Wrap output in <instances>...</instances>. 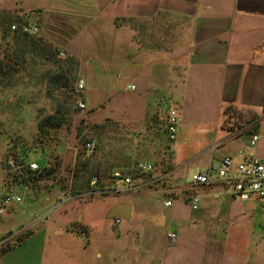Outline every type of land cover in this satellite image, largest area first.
I'll return each instance as SVG.
<instances>
[{
  "label": "crops",
  "instance_id": "obj_1",
  "mask_svg": "<svg viewBox=\"0 0 264 264\" xmlns=\"http://www.w3.org/2000/svg\"><path fill=\"white\" fill-rule=\"evenodd\" d=\"M22 1L16 2L23 3L21 9L16 6L11 11H17V15L23 11L24 20L29 13L32 15L30 22L38 26V33L50 39L59 55L64 52L76 62L80 79L85 87L90 86L91 92L130 100L132 106L126 107L132 111L130 115L137 114L134 106L141 103L142 109L151 113L177 107L179 122L182 119L186 124L202 123V139L185 136L190 147L196 148L187 160L198 163L193 173L205 171L224 155L240 161L239 152L248 147L253 132L258 134L259 142L264 141V134L259 135L264 121V0ZM1 32L0 41L8 43L12 35L3 37ZM169 100L176 101L175 105H166ZM228 106L256 115V130H248L247 125L222 127L223 111ZM194 110L199 111V117H194ZM211 123L214 127H210ZM254 148L248 154L264 158V144L260 155L252 151ZM3 153L4 146L0 144V171ZM3 178L0 174V200L7 193ZM40 182L30 185L26 194L32 195L31 200L25 197L23 205L13 204L0 214V246L24 229L32 232L20 245L7 253L0 252V264H82L78 251L61 249L60 239L73 234L72 228L38 224L37 219L56 206L62 189L46 191L48 201L55 200L56 204L34 222L20 225V214L43 208L37 202V197L42 196L37 194L36 185ZM14 186L20 194L26 192L24 184L16 182ZM183 186L188 188V202H181L188 205L186 217L179 221L176 232L170 231L175 240L168 247L167 256L158 255L153 264H264L263 236L256 237V250L246 258L245 252L230 247L229 234L216 231L217 226H229L236 217L251 214V210H239L233 216L231 208L238 199L231 196L226 185L217 182ZM195 194L200 202L198 209L192 210L189 198ZM218 195H223V200L217 199ZM262 201L242 202L249 203L243 207L253 210L252 202ZM214 206L220 215L215 220L210 217L213 214L206 215ZM141 207L137 203L136 210ZM204 216L213 219L215 231L192 233V228L205 225L207 221H201ZM72 221L77 220L72 219L67 226H72ZM16 226L24 227L17 230ZM13 229L17 232L13 233ZM137 239L143 241L140 236L133 238ZM139 260L138 256L129 258L130 264Z\"/></svg>",
  "mask_w": 264,
  "mask_h": 264
},
{
  "label": "rangeland",
  "instance_id": "obj_2",
  "mask_svg": "<svg viewBox=\"0 0 264 264\" xmlns=\"http://www.w3.org/2000/svg\"><path fill=\"white\" fill-rule=\"evenodd\" d=\"M19 1L23 2L0 0V7H4V11H0V29L9 30L11 35V25L32 23L30 13L27 20H24L23 11L21 15H17V11H11L16 6L19 7L17 10L21 9L23 3L17 5ZM34 37L41 38L42 45L52 46L47 36L44 38L38 33ZM14 48L13 43L0 41V55L11 54ZM62 53L65 58H61L60 55L58 58L68 66L69 57ZM23 59L25 64L19 72L0 78V144L4 146L1 178L4 177L6 183L10 181L11 175L6 167L8 157L15 159V156H24L26 161H36L41 168H45L48 163L57 168L48 180L36 185L37 194L42 195L37 197L39 198L37 202H41L43 208L38 212L20 214L18 219L20 225L34 222L35 218L45 213L44 210L56 204L52 199L45 202L46 191L62 189L73 195L79 193L74 188L75 184H83L85 180L95 175L100 180L99 187H105L111 181V174L119 171L135 179L134 183H140L142 187L132 192L77 198L58 204L53 206L49 213L38 218V224L57 226L60 229L72 228L73 234L60 239L61 249L78 251L82 264H130L129 258L134 256L140 259L134 264H153L157 261L158 255L167 256L166 253L170 250L168 247L172 244L166 237L167 232H176L179 221L186 217L188 211V205H184L188 202V188L183 185L191 183L193 172L198 169L195 160L187 161L196 148L190 147L186 142L189 138L185 136L187 134L202 139L203 136H199L200 130L204 129L202 123L186 124L182 119L179 122L178 118L176 140L171 143L166 135L167 110L165 112L162 109L157 111L158 113L155 110L151 113L149 109L148 111L146 108L142 109L141 103H137L134 106L137 114L130 115L132 111L126 108L132 106L130 100L118 96L110 99L107 93L91 92L90 86L87 85L81 92L68 93L69 87L62 89L56 87V83L50 84V80L59 72L55 64L47 62L39 54L29 52H26ZM75 65L77 66L76 62ZM76 69L72 88H75L77 80L82 79L78 66ZM79 101L85 105V109H77L76 104ZM175 102L169 100L166 105L172 106ZM175 109L177 110V107ZM160 113H163V117ZM193 113L194 117L200 115L196 110ZM51 116L54 118L53 124L44 123ZM254 118L251 113L229 107L223 111L222 123L228 127L247 125L248 130L255 131L257 122ZM58 121H61V125L55 127ZM210 127H214L213 123ZM259 129V135L262 136L264 121ZM87 140L96 141L97 148L93 152L85 150L84 144ZM262 144L264 141H258L252 150L256 155L262 152ZM80 153L91 158V164L85 168L81 166L82 170L80 169L76 175V157ZM143 163H150L153 172L148 175L140 174L138 167ZM116 186L121 187V182L117 181ZM2 187L0 182V193ZM29 189L31 188L21 193L24 198L31 200L32 195L26 194ZM225 197L227 198V195ZM216 198L223 200V195ZM168 199L175 202L172 207L166 208L163 202ZM119 201L132 206L129 222L120 220L117 224L115 219L107 218L108 211ZM236 202L231 208L233 216H237L239 210L242 212L251 210V214L234 217L235 223L220 228L217 226L216 231L222 235L229 234L230 247L245 252L247 258L251 257V251L256 250V237H259L258 235L264 237V200L259 203L252 202L253 210L243 207L249 203L240 200ZM137 203L142 206L138 211ZM214 208L217 209L215 206L212 207L206 215L213 214L210 217L215 220L220 218V215ZM45 215H48L47 220ZM161 216H164L162 220ZM195 216L194 219L197 218ZM75 218L77 221H72V226H67ZM213 219L202 217L201 221L207 222L203 226L197 225L192 228V233L212 234V231H215L211 222ZM19 227L16 226L15 229L19 230L24 226ZM15 229L13 233L17 232ZM28 230L24 229L18 233ZM15 236L5 240L0 249L12 244ZM138 236L142 237L143 241L133 240Z\"/></svg>",
  "mask_w": 264,
  "mask_h": 264
},
{
  "label": "built area",
  "instance_id": "obj_3",
  "mask_svg": "<svg viewBox=\"0 0 264 264\" xmlns=\"http://www.w3.org/2000/svg\"><path fill=\"white\" fill-rule=\"evenodd\" d=\"M12 32L20 34L36 35L38 33L37 26L28 23L13 24L10 27ZM61 58L65 55L60 54ZM85 88L84 81L79 79L75 83V93L83 91ZM131 89H135L131 86ZM77 109H85L82 102L76 104ZM166 135L167 140L173 143L177 135L178 114L175 108H169L166 112ZM259 141V136L256 132L250 135L249 144L244 151L239 152L242 159L235 162L234 158L229 155H224L216 163H211L205 171L194 173L191 177L192 186L211 185L221 182L229 188L232 197L241 201L264 200V158L252 156L248 154L251 148H254ZM87 152H93L97 148V143L94 140H87L84 144ZM6 167L11 175L9 183H6L7 193L0 200V214L4 209L11 207L13 204L23 205L24 195L16 191L14 184L22 183L25 185V190L30 188L31 179L38 175L41 171L40 166L33 161H25L19 163L16 159L8 157L6 159ZM138 171L140 174L148 175L153 172V166L150 163L139 165ZM132 177L123 174L119 171H114L111 174V181L108 186L99 187V178L95 175L90 181L88 188L79 193L71 194L68 191L62 190L57 197V204H62L77 198H91L93 196H102L107 194H119L123 192H132L138 190L142 184L134 183ZM121 182V187L116 186V182ZM45 200L49 198L46 196ZM192 210H197L200 199L198 195H191L189 198ZM172 199L164 200L163 205L168 208L172 206ZM120 219H115V223H119ZM167 239L173 243L175 234L168 232Z\"/></svg>",
  "mask_w": 264,
  "mask_h": 264
},
{
  "label": "trees",
  "instance_id": "obj_4",
  "mask_svg": "<svg viewBox=\"0 0 264 264\" xmlns=\"http://www.w3.org/2000/svg\"><path fill=\"white\" fill-rule=\"evenodd\" d=\"M12 36L9 38V42L13 43V51H11V54H6V55H0V78H5L6 76L12 74V73H17L19 72L23 67H24V55L26 52L29 53H35V55L39 54L42 56L43 59H45L47 62H51L56 65L58 68L59 72L56 74L52 80H50V84L53 85L56 83V87H60L62 89H67L68 93L74 94L75 90L72 88V85L75 82V75L77 72L75 61L71 58H69L67 64L68 66H65L63 61L60 60L59 57V51L52 47V46H45L42 45L41 43V38H35V35H27V34H20L17 32H12ZM1 35L3 37H7L10 35L9 30L3 29L1 32ZM15 58H18V60H15ZM21 59V60H20ZM75 69H73L74 67ZM75 72V73H74ZM49 91V90H48ZM50 92V91H49ZM231 106L226 107L225 109L229 108ZM254 121H256V115H254ZM53 117H49L45 120L44 123L53 124ZM61 125V121H58L55 125V127H59ZM222 127L226 128L225 123L222 124ZM15 159L19 163H24L25 157L24 156H15ZM91 158L86 157L85 154L83 155L82 153L77 154L76 157V175L77 172L81 169L82 167H86L87 165L91 164ZM48 163V162H47ZM56 166H50L49 163L45 168H41V171L38 175L34 176L31 179V182L29 185H33L38 181H43V180H48L55 172H56ZM82 170V169H81ZM111 178V176H110ZM91 178H88L80 184H75L74 188L78 191L81 192V190L85 191L88 188L89 181ZM69 192V191H68ZM71 193V192H70ZM32 234L31 231L27 232H21L18 233L17 236L14 237V241L12 244H7L6 247H2L0 249L1 253H7L8 251L12 250L16 246L20 245L27 239L30 235Z\"/></svg>",
  "mask_w": 264,
  "mask_h": 264
},
{
  "label": "water",
  "instance_id": "obj_5",
  "mask_svg": "<svg viewBox=\"0 0 264 264\" xmlns=\"http://www.w3.org/2000/svg\"><path fill=\"white\" fill-rule=\"evenodd\" d=\"M132 206L128 203H117L107 213V218L110 220L120 219L123 221H130ZM163 216H161L162 220ZM161 224V223H160Z\"/></svg>",
  "mask_w": 264,
  "mask_h": 264
}]
</instances>
